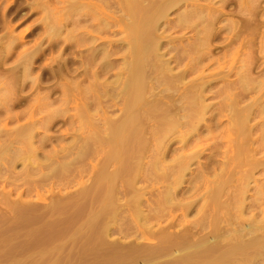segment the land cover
Masks as SVG:
<instances>
[{
  "label": "bare ground",
  "instance_id": "6f19581e",
  "mask_svg": "<svg viewBox=\"0 0 264 264\" xmlns=\"http://www.w3.org/2000/svg\"><path fill=\"white\" fill-rule=\"evenodd\" d=\"M42 1L44 36L13 68L35 87L31 108L0 97V225L47 242L1 241L0 264H264V96L248 100V70L215 110L205 63L220 61L222 30L236 54L257 31L264 59L261 0H237L239 18L228 0ZM45 44L75 47L73 68L51 69L61 97L31 75ZM218 135L222 160L200 145Z\"/></svg>",
  "mask_w": 264,
  "mask_h": 264
},
{
  "label": "rangeland",
  "instance_id": "374dc122",
  "mask_svg": "<svg viewBox=\"0 0 264 264\" xmlns=\"http://www.w3.org/2000/svg\"><path fill=\"white\" fill-rule=\"evenodd\" d=\"M261 3L264 5V0H261ZM184 6L185 5L180 6L179 9H183ZM179 9L173 10L171 12V17H176L177 13L180 11ZM225 11L228 13L227 16L231 18H239L240 16H243L238 12L237 0H228L225 3ZM45 17L46 12L44 10L42 0H0V97H18V99L15 100L16 105H14L12 109L14 113H21L27 109V111H29L32 104V98L36 96L34 93L35 87H32L31 79L24 78L21 69L13 68L18 65L24 51L35 46L44 36L43 19H45ZM225 22L226 20L222 21L218 24V26L225 25ZM194 32L195 31L187 30V35L191 36ZM20 35L24 37V42L18 41ZM225 37L226 31L222 30L220 37L212 43V48L214 50L213 56L215 59H220V70L218 69L219 62L205 61V63H209V66L206 69V74L209 75L207 79L212 81L214 91L213 93H210L211 96L208 101L213 103V108L215 110L222 106L221 100L226 97L224 89H221L224 86L226 78L230 80H237L248 70L251 71L253 77H257V80L251 84L254 89L245 91L248 95V100L261 95L264 96V59L262 58V53H260L259 50L260 36L258 32L255 31L252 33L249 47L247 49H242L238 54H236V47L239 45L240 41L235 43L233 45L234 47H230L227 46L229 39H225ZM44 46L45 49L39 51L35 56L34 64L32 65L33 72L31 75L32 77L37 75L41 76L44 86H51L54 84L59 85V83L63 80L61 77H54L51 73V69L56 68L60 63L59 61L65 62L66 60L69 61V66L73 68L75 64L70 60L74 55L73 51L75 47L65 48L62 50L63 53L60 55L59 46H55L53 48L49 47L48 44H45ZM13 82L20 85V90H17L15 87H11ZM239 90L240 88H237L236 91ZM219 91L220 93H217ZM53 95L54 97L62 96L61 86L60 88L54 90ZM74 111L75 110L73 108L68 110L69 113H74ZM215 113H217V111H215ZM228 114L229 111L225 110L224 115L220 117V120L224 122L221 125L220 121V124L216 127L215 133H221L228 120ZM64 119V117L59 118L61 123L57 126V128H60V130L68 128L67 122L63 123ZM217 120V118L214 119V121ZM258 120L262 121L263 117L257 116L255 121ZM22 121H25V117H22ZM15 125V122H10L9 127L11 128ZM200 145L205 147H208V145L213 146L217 153L216 159L222 160L223 151L227 149V138L222 135H218L217 138L210 137L200 142ZM51 148L52 145H48L46 149ZM213 148L207 149L201 159L206 160ZM9 157L10 155L7 156V159ZM22 170L23 164L21 160H18L15 165V171L21 172ZM260 173L261 172H257V177L260 178L261 182L263 177ZM252 184L255 185V183ZM1 185H3V183H0V188ZM8 188L13 189V197H16L21 189H23L21 186H8ZM251 192L254 193V189H252ZM15 231L16 228L14 226L1 224L0 242L3 241L8 243L4 245H11L9 242L14 243L17 240L29 239L30 241H33L38 239L42 246L45 245V242H47L45 238L40 239L41 237L39 235H36L35 237L32 236V233L29 234L28 228L23 230L26 231V233H18L16 237L13 236V232ZM114 236L117 235L114 234Z\"/></svg>",
  "mask_w": 264,
  "mask_h": 264
}]
</instances>
